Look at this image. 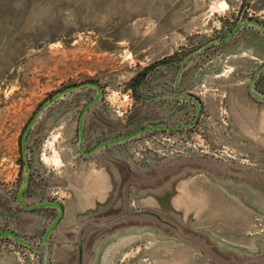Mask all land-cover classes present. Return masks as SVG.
Returning <instances> with one entry per match:
<instances>
[{
	"label": "rangeland",
	"instance_id": "rangeland-1",
	"mask_svg": "<svg viewBox=\"0 0 264 264\" xmlns=\"http://www.w3.org/2000/svg\"><path fill=\"white\" fill-rule=\"evenodd\" d=\"M0 230V264H264V0H0Z\"/></svg>",
	"mask_w": 264,
	"mask_h": 264
},
{
	"label": "water",
	"instance_id": "water-1",
	"mask_svg": "<svg viewBox=\"0 0 264 264\" xmlns=\"http://www.w3.org/2000/svg\"><path fill=\"white\" fill-rule=\"evenodd\" d=\"M77 87H79V86H76L75 88H77ZM88 106H89V104H88ZM30 126H31V124L28 126L27 130L25 131V135L28 133V130H29ZM166 128H171V127L160 126V125H146V126H144L143 128H141L139 130H136L134 132H131V133L126 134L124 136H121L119 138H116V139H113V140H108V141H103L96 148H94L93 150H91L89 152H85V153H87V154L92 153L95 150H97L99 147H102V146H109V145H114V144H117V143L124 142V141L132 139V138H134V137H136V136H138V135H140L142 133H145L149 129L162 130V129H166ZM24 141H25V137H23L22 143H24ZM40 207H51V208H55V209L58 210V214H57L56 218L51 222V224L47 228V232L45 234V237L47 238V237H49L50 233L52 232L53 228L55 227V225L57 224L59 219L61 218L62 213H63V209H62L60 204L55 203V202L54 203L46 202V203H42V204H39V205H36V206H33V207H27V208L28 209H33V208H40ZM9 234H10L9 232H3V231L0 230V237H6Z\"/></svg>",
	"mask_w": 264,
	"mask_h": 264
},
{
	"label": "crops",
	"instance_id": "crops-1",
	"mask_svg": "<svg viewBox=\"0 0 264 264\" xmlns=\"http://www.w3.org/2000/svg\"><path fill=\"white\" fill-rule=\"evenodd\" d=\"M249 2H253V0H249Z\"/></svg>",
	"mask_w": 264,
	"mask_h": 264
}]
</instances>
